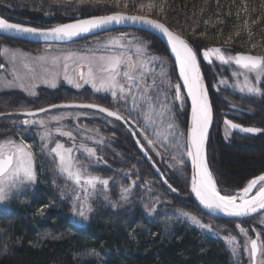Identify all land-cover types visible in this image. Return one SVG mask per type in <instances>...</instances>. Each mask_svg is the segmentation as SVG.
Listing matches in <instances>:
<instances>
[{
	"label": "trees",
	"instance_id": "16d2710c",
	"mask_svg": "<svg viewBox=\"0 0 264 264\" xmlns=\"http://www.w3.org/2000/svg\"><path fill=\"white\" fill-rule=\"evenodd\" d=\"M150 3L154 5L151 10L147 7ZM115 11L154 17L188 39L200 52L205 47L216 46L229 49L232 54L264 55V0H119V3L117 0H0L1 16L36 27L61 24L77 15ZM137 32L150 41L153 51L171 60L168 49L158 38ZM0 39L30 46L2 36ZM207 67L202 64L214 110L207 148L209 164L218 187L239 189L248 179L264 173V133L257 136L236 133L228 143L223 140L216 121L230 99L247 107L248 112L240 115L242 124L264 128V95L245 98L226 91L219 97L212 88ZM91 100L110 106L107 99L93 97L89 91L60 89L45 91L34 108L45 101L53 104ZM6 101L9 110L35 105L11 94ZM179 115L183 128L187 129L189 106ZM97 122L107 134L114 135L116 140L109 143L113 151L105 149L104 163L89 160L81 152L76 155L92 174L110 179L107 189L98 185L92 195L94 211L87 220L73 214L74 185L54 171L53 157L45 154L43 160L40 158L45 166L38 164L37 180L32 188L23 197L11 199L9 209L0 210V264H247L243 251L233 256L223 239L236 233V223L246 220L208 216L193 200L187 183L165 170L154 158L168 182L179 191L173 193L160 180L153 162L144 158L130 133L122 126L113 129ZM123 188L131 189L127 199H122ZM152 208L155 211L149 214ZM181 210L209 220L214 234L180 215Z\"/></svg>",
	"mask_w": 264,
	"mask_h": 264
},
{
	"label": "snow or ice",
	"instance_id": "6c2138e0",
	"mask_svg": "<svg viewBox=\"0 0 264 264\" xmlns=\"http://www.w3.org/2000/svg\"><path fill=\"white\" fill-rule=\"evenodd\" d=\"M119 3V0H117ZM126 6V5H125ZM142 9L145 5L140 6ZM151 10L154 5L148 4ZM163 8L160 9V12ZM128 22L148 26L158 31L171 48L174 54L175 65L179 69L178 79L181 83L172 84L170 79L168 87L174 91L173 101H179L180 107L183 108L185 98H190L191 123L187 128L186 134L181 132L179 136L185 137L183 144H177L178 148H184L181 154L186 155L191 160V192L195 194L199 204L205 209L214 210L223 213L229 217H250L253 214L264 212V173L258 174L247 180L246 184L239 189H225L218 187V180L210 167L207 154V141L209 138V129L213 122V108L209 99L208 87L204 82V76L201 70V59L209 64L219 61L224 65L237 66V71L232 75L236 77L233 88L238 89L241 93L248 95H264V55H253L251 53L237 52L231 54L229 49L211 46L205 47L202 51V57L198 49H194L188 40L175 31L170 30L169 26L160 20L153 19L148 15H129L125 12L115 11L109 15H94L88 18H77L70 23L57 24L50 28H37L27 26L22 23H13L9 19L0 17V30L3 32L25 33L43 37L45 39L54 40H70L73 37L83 33H91L97 29H103L109 25H123ZM124 34H121V37ZM227 44L228 42L225 41ZM113 47L119 46L118 51L106 50L97 54L96 52L80 53L75 51H67L60 55L48 57L42 55L36 58L35 63L23 59L21 60L23 69L29 74V79L35 80L37 68H39L45 77L43 83L56 87V81L62 70L64 79L68 83L74 84L76 88L82 87L78 81L85 84H91L96 91L110 92L112 97L123 99L125 104L130 98L132 108L110 109L96 103L82 105H65L64 107H81L98 109L99 112L106 113L107 116L116 120L123 121L125 124L136 125L137 131H133V135L142 134L143 140L147 145L137 141L141 149H147L150 146L156 150L157 145L167 148L166 142L174 143L177 139L175 118L172 115L171 105L168 102L165 92L164 99L161 100L159 95L155 101L149 95V89L155 86V80L152 85H148L146 80V67L153 61H158L159 57H146V47L141 43L134 45V52L127 45L121 44L120 38H114L109 41ZM255 47V45H253ZM47 51H51L48 49ZM4 55H9V49L2 50ZM21 56L23 54H20ZM10 58L15 64L19 59L16 52L10 54ZM4 65L0 64V68ZM163 69V64L161 62ZM254 74V75H253ZM161 75L165 73L161 72ZM243 77V79H239ZM17 80L22 78L17 76ZM11 84L12 82H8ZM221 85H227V79L218 81ZM21 88L30 91L35 88V84L31 88H26L21 82ZM186 89V94L182 91ZM61 107L59 105H49V108ZM139 109L143 118V125H137L131 113ZM48 108H39L35 111L23 110L21 115L25 118L20 121L23 125H39L43 128L41 133L42 141H47L52 136V129H49L48 122L60 121L64 119V115H53L45 118L34 119L40 113H47ZM127 111V115L124 112ZM225 125V137L228 138L233 132L257 134L264 132V128L255 126H243L231 119L225 117L223 121ZM151 130V138L149 135ZM61 136L74 140L71 131H63L60 127L55 128ZM47 148L53 155L55 163L54 171L63 176L67 181L74 185V202L73 214L87 220L89 213L93 212L91 197L97 191V186L107 189L110 179L102 178L94 175L88 170V165L80 161L74 151L83 150L89 160H101L102 157L97 156L94 147H88L81 143L79 145L73 143L71 147H67L64 143L55 142L54 147H49L47 143L42 145ZM33 146L26 143L23 138L16 140L8 137L0 140V203L10 200L14 195H19L26 187L31 186L37 180V172L35 167V158L32 150ZM157 154H160L157 152ZM181 163L183 159L181 158ZM133 184L135 182L133 181ZM171 187V186H170ZM130 188L122 189V199H127ZM175 191V189H173ZM63 195V193H61ZM107 199V197H105ZM115 207V204H113ZM43 209H41L42 211ZM155 211L154 208L149 209V214ZM180 215L188 218L193 224L205 231H213L210 223H203L195 214L187 211L180 212ZM260 224L264 225V219ZM239 233L243 236V245L237 239L236 235L228 234L223 237L233 256H237L241 248L249 255L250 264H264V240L262 233L256 232L255 238L248 234V229L236 225ZM218 231V229H217ZM258 254L260 259L258 260Z\"/></svg>",
	"mask_w": 264,
	"mask_h": 264
},
{
	"label": "rangeland",
	"instance_id": "374dc122",
	"mask_svg": "<svg viewBox=\"0 0 264 264\" xmlns=\"http://www.w3.org/2000/svg\"><path fill=\"white\" fill-rule=\"evenodd\" d=\"M55 25L57 24H52L49 26L38 27V28H48V27H52ZM137 31L139 30L135 31V30H123L122 29L118 31L106 32L100 35L98 34L95 36L87 37V39L83 38L84 41L83 39L77 40V41H71L67 44H33L31 45L32 43H29L30 46H25V45H20V44L7 41L4 39H0V64L4 65L3 68H0V99H1L0 102L2 103V105L0 106H3V109L6 108L7 109L6 111L8 112L6 116H3L4 118L3 123H1V119H0V140H3L8 137L15 138L16 140L23 138V140L26 143L31 144L33 146L32 150L34 153L36 170H37L38 164L42 168H44L45 166L44 162H40L41 159L43 160L42 157H45L46 155H49V154L53 157V155L48 151V149L44 148L42 145L47 143L49 147H54L56 141L64 143L67 147H71L73 143L77 145L83 143L87 145L88 147H94L97 151V156L102 157V159L98 160V162L104 163L103 153L105 149H107L108 151H113V149L109 146V143L114 142L116 139L114 135L107 134L102 128V125L99 124L97 121H101L105 124H108L113 129H117V127L121 128L122 126L125 132L130 133L129 128L126 125L106 115L96 113L90 110L56 109V110L48 111L47 113L39 114L38 117H34V119H39V118L47 119L48 117L53 116V115H64V119L60 121L49 120L48 127L49 129L53 130L52 136L49 140L42 141L41 133L43 131V128L39 125L26 126L20 123V121L24 119V117L20 115V112L23 110H20V109L9 110V108L7 107L6 97L9 96V94H11L17 97L26 98L30 100L31 102H33L35 105L30 106L28 107V109H24V110H34V109H39V108H45V107H48L49 105L57 104V103L49 104L48 102L45 101L44 104L40 105L39 108H34L41 101L42 94L45 91L47 92L55 91L56 92L60 89H66V90L71 89V90H75L76 92H79V91L86 90V91H89L93 97H101V98L107 99V101L109 102L110 108H112L113 110L120 109L123 111L125 107H127V109H131L132 101L130 98L127 100V103L125 104V101L123 99L112 97L110 92H106V91L98 92L92 88L91 84H85L83 81H78L79 83L82 84V87L76 88L74 84H70L67 82V80L64 79L63 72L60 69H57L58 71H60V75L56 81V87H51L50 84L43 83V78L45 77L46 74L43 73L39 68H37V72L35 74L37 78L35 80H31L29 79V74H26V70L23 69L21 60L27 59L35 63L36 58L42 55L51 57V56L60 55L61 53H64L67 51H75V52H80V53L96 52L97 54H100L101 52H105L106 50L118 51L120 50L119 46L113 47L111 44H109V41L114 38H120L121 44L127 45L129 48L132 49L133 52H134V45L136 43H141L147 49L145 53L146 57H149V58L159 57L160 58L158 61H153L151 64L147 65L146 67V80H147L148 85H152L153 80H155V86L149 89V95L153 97L154 101L158 95L160 99L163 100L164 94L166 92L168 102L171 105L172 115L175 118V124L177 126L176 127L177 139L174 143L166 142L169 145L167 148L159 144L157 145L156 150H153L150 146L147 147V151L151 157L150 162H153L155 171H156V168L159 169L158 166H156V162L154 160L155 158L157 162L165 170H167L168 172L172 171V173H174L175 176L178 177V179H180L181 181H185L189 189L191 172H190V167L188 163V158L186 155H183V157H181V154L185 151V149L178 148L176 146L177 144L184 143L185 137L179 136L178 133L183 132L186 134L187 129L183 128L179 113L182 110H184L187 105L189 106V102L186 97L184 106L183 108H181L179 101H173L174 91L168 87L169 79L172 84H175V83L182 84L181 80L178 79L179 77L178 68L174 63V60L171 54L170 56H171L172 61L166 56H163L159 54L158 52L153 51L151 49L150 41L147 40L145 36L139 34ZM121 34H124V35L121 37ZM4 48L9 49V55L3 54L2 50ZM48 49H51V51H47ZM12 52H16L19 57V59L17 60L15 64L10 58V54ZM20 54H23V55L21 56ZM200 55L202 57V51L200 52ZM161 62L163 64V69L161 67ZM202 64H205L208 66L207 67L208 73L212 80V88L219 97L225 95L226 91H229L232 94L242 96L245 98H249L252 96H258V95H248L246 93H241L238 91V89L233 88V84L236 82V79H237L236 77L232 75L234 71H237V66H235L234 64L224 65V64H221L219 61H215L214 63L209 64L207 61H203L201 59V65ZM162 70L165 73V75H161ZM17 76L21 77L22 79L17 80L16 79ZM221 79H227L228 84L227 85L219 84L218 81ZM239 79L242 80L243 77H240ZM8 82H12V83L9 84ZM21 82L25 85L26 88H31V85L35 84V88L31 89V91H34L36 94L32 95L30 94V91H26L25 88H21L19 86ZM262 82H264V80H262ZM182 91L186 94L185 89H183ZM223 100H227V99H223ZM232 101L233 100H230V99L227 100V102L225 103L227 106L226 109L222 110L221 117H218V121H216L217 125L219 126L220 133H221L223 140H225L228 143H231L233 141V139L236 136V133L238 132H233L228 138H226L225 137V125L223 121L225 117L233 120L231 116H237L240 114L234 111V109L240 108L239 104H237L236 102H232ZM63 102H89V101H63ZM91 102L94 103V102H97V100H91ZM59 103H62V102H59ZM232 106H235V107L232 108ZM241 109L242 108H240V110ZM189 110H190V106H189ZM223 111H225V114L223 113ZM124 114L127 115L128 114L127 111H125ZM131 115L133 119L136 120L137 125H143L144 121L140 114L139 109L132 111ZM188 119H189V115H188ZM239 123L242 124L241 122ZM19 127H23V129L19 130ZM57 127H60L63 131H71L73 133L74 140H70L68 137L61 136L58 132H55L54 130ZM130 129L138 132V128L136 127V125H130ZM149 135L151 138L150 129H149ZM241 135L257 136L253 134H241ZM136 138L141 143L147 145V142L143 140L142 134L136 135ZM78 152L85 154L83 150H77V151H74V155L76 156ZM157 152H159L160 154H157ZM207 154H208V149H207ZM181 158L183 159V163H181ZM164 176L166 177V174ZM34 184H32L29 187H26L19 195H14L11 199H16V198L19 199L20 196L23 197V195L27 193V190L29 188H32ZM10 200H6L4 203H0V210L9 209ZM41 215H42V212H40L39 216ZM196 216L199 219H201L203 223H210L212 225V223L209 220H205L199 215H196ZM261 219H264V212L255 217L244 219L246 220L245 222H241V223L238 222L236 223V225L240 224L241 226L247 228L249 230L248 234L252 238H255L256 232H261L262 233L261 238L262 240H264V225L260 224L259 222ZM207 232L214 234V230L211 232L209 231ZM233 235H236L241 245H243L244 238L239 233L238 228H236V233ZM241 250L243 251V248H241ZM243 253L245 255L246 263L250 264L248 253L245 251H243ZM259 259H260V256L258 254V260Z\"/></svg>",
	"mask_w": 264,
	"mask_h": 264
},
{
	"label": "water",
	"instance_id": "95a60500",
	"mask_svg": "<svg viewBox=\"0 0 264 264\" xmlns=\"http://www.w3.org/2000/svg\"><path fill=\"white\" fill-rule=\"evenodd\" d=\"M127 13V12H125ZM129 15H143V14H134V13H127ZM105 15H109V14H105ZM94 16V15H93ZM1 17V16H0ZM90 16H85V17H82L80 15H77V16H74L71 20L67 21V22H64V23H70L72 22L73 20L77 19V18H88ZM151 17V16H149ZM153 18V17H151ZM155 19V18H153ZM158 20V19H157ZM12 22V21H10ZM162 22V21H161ZM15 23V22H13ZM164 23V22H163ZM166 24V23H165ZM27 26H31V27H35V26H32V25H28V24H25ZM166 26H168L166 24ZM54 27V26H52ZM38 28V27H37ZM50 28V27H48ZM117 29H131V30H139V31H143V32H147L153 36H155L156 38H158L165 46L166 48L168 49L169 53H171L170 51V46L167 44V41H166V38H164L158 31H156L155 29H151L149 28L148 26H143V25H139V24H133L131 22H128L126 24H123V25H109V26H105V28L103 29H97V30H94L93 32L91 33H83V34H80L79 36H76V37H73L71 38L70 40H63V41H59V40H54V39H45L43 37H40V36H36V35H31V34H25V33H16V32H3L2 30H0V36L2 37H5L7 39H12V40H18V41H22V42H27V43H32V44H67L71 41H77V40H81L83 38H86V37H90V36H94V35H98V34H102V33H106V32H109V31H113V30H117ZM171 30V29H170ZM178 34V33H177ZM185 38V37H184ZM186 39V38H185ZM188 40V39H187ZM189 44L192 45V43L188 40ZM193 46V45H192ZM194 48V46H193ZM195 49V48H194ZM172 55V54H171ZM253 55H256V54H253ZM177 66V65H176ZM201 70H202V74L204 76V82L206 84V86L208 87L207 85V81H206V78H205V75H204V72H203V68H202V65H201ZM182 82V80H181ZM186 91V89H185ZM208 91H209V88H208ZM188 99V102H189V106H190V98H187ZM209 99H210V102L212 104V101H211V97H210V91H209ZM90 103H93V102H62V103H57V104H53V105H59L61 107H57V108H49L48 107H45V108H48L49 110L48 111H52V110H56V109H83V110H90V111H94L96 113H100V114H103V115H106V113H102V112H99L98 109H91V108H81V107H76V106H72V107H64L65 105H82V104H90ZM96 104H99V103H96ZM103 107H107L105 105H102V104H99ZM109 108V107H108ZM213 108V106H212ZM111 109V108H110ZM37 109H34L32 111H35ZM22 112V111H21ZM21 112H20V115H21ZM191 109L189 110V119H188V127H190V123H191ZM42 114V113H40ZM23 116V115H22ZM109 117V116H108ZM25 118V117H24ZM110 118H113V117H110ZM115 119V118H113ZM229 119V118H228ZM116 120V119H115ZM119 121V120H117ZM234 121V120H233ZM121 122L122 124L126 125L129 130H130V133L131 135L134 137L135 141H136V144H137V147L138 149L140 150V152L142 153V155L144 156V158H146L147 160L151 161V157H150V154L148 153L147 149H141V146L140 144L137 143L138 139L136 138V135H133V130L130 129V124H125L123 121H119ZM235 122V121H234ZM213 123H214V113H213V122H212V125L210 126V129H209V137H210V134H211V130H212V126H213ZM237 123V122H236ZM244 126V125H243ZM240 134H249V133H241L239 131H236ZM264 133V132H262ZM260 133H257V134H253V135H258ZM208 141H209V138H208ZM208 141H207V145H208ZM188 158V157H187ZM188 163H189V167H190V187H189V190H190V193L191 195L193 196L194 200L196 201V203L198 204V206L207 214L211 215V216H214V217H217V218H223V219H237V220H243V219H248V218H252V217H255L257 215H260L261 213L263 212H259V213H256V214H253L252 216L250 217H229V216H226L224 215L223 213L221 212H218V211H214V210H209V209H205L203 208L202 205L199 204V201L197 200L196 196L194 193L191 192V175H192V166H191V160L190 158H188ZM156 173L157 175L159 176L160 180L163 182V184L169 189L171 190L172 192L176 193V194H179V192L172 187V185L168 182V180L166 179V177L163 175V173L156 168ZM171 186V187H170ZM173 189H175V191H173Z\"/></svg>",
	"mask_w": 264,
	"mask_h": 264
},
{
	"label": "bare ground",
	"instance_id": "6f19581e",
	"mask_svg": "<svg viewBox=\"0 0 264 264\" xmlns=\"http://www.w3.org/2000/svg\"><path fill=\"white\" fill-rule=\"evenodd\" d=\"M105 15V14H104ZM93 16V15H92ZM154 18V17H153ZM72 19V18H71ZM70 19V20H71ZM156 19V18H155ZM171 29V28H170ZM118 30H122V29H117V30H113V31H118ZM123 30H131V29H123ZM172 30V29H171ZM136 31V30H135ZM174 31V30H173ZM109 32H112V31H109ZM177 33V32H176ZM103 34V33H102ZM100 35V34H99ZM170 49V51H171V48H169ZM170 54H172V53H170ZM252 54V53H251ZM256 55H259V54H256ZM172 56V58H173V60H175V57H174V54H172L171 55ZM177 68H178V66H177ZM178 73H179V69H178ZM211 97V96H210ZM233 107H235V106H232V108ZM239 107L240 108H242V111H244V112H248L247 111V107L246 106H244V105H239ZM244 107V108H243ZM239 108V109H240ZM213 113H214V110H213ZM223 113L225 114V111H223ZM243 125V124H242ZM244 126H250V125H244ZM213 127V126H212ZM212 131V130H211ZM210 138V137H209ZM209 142V141H208ZM208 146V145H207ZM190 191V190H189ZM191 194V193H190ZM193 197V196H192ZM193 200H194V198H193ZM195 201V200H194ZM195 203H196V201H195ZM197 204V203H196ZM198 205V204H197ZM199 207V206H198ZM200 208V207H199ZM201 209V208H200ZM202 210V209H201ZM203 211V210H202ZM204 212V211H203ZM207 214V213H206ZM208 216H210V217H212V218H215V219H222V220H235V221H242V220H237V219H223V218H217V217H214V216H211V215H209V214H207ZM244 220V219H243Z\"/></svg>",
	"mask_w": 264,
	"mask_h": 264
},
{
	"label": "flooded vegetation",
	"instance_id": "af4514ba",
	"mask_svg": "<svg viewBox=\"0 0 264 264\" xmlns=\"http://www.w3.org/2000/svg\"><path fill=\"white\" fill-rule=\"evenodd\" d=\"M7 109L5 108V109H3V106H0V119H1V123H3V121H4V118H3V116H6V114L8 113L7 111H6ZM242 110V109H241ZM240 109H234V111L235 112H237L239 115H237V116H231V118L234 120V119H236V120H234V121H237L238 123L240 122L239 121V118H240V115L242 114V112L244 113V111H241ZM239 111H241V112H239ZM244 125V124H243Z\"/></svg>",
	"mask_w": 264,
	"mask_h": 264
}]
</instances>
